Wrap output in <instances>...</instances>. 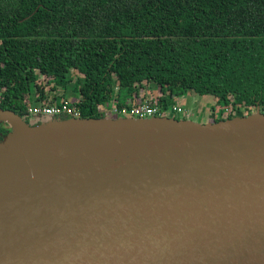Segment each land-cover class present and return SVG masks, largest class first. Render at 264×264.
I'll use <instances>...</instances> for the list:
<instances>
[{
	"label": "water",
	"instance_id": "obj_1",
	"mask_svg": "<svg viewBox=\"0 0 264 264\" xmlns=\"http://www.w3.org/2000/svg\"><path fill=\"white\" fill-rule=\"evenodd\" d=\"M0 122V264H264V114Z\"/></svg>",
	"mask_w": 264,
	"mask_h": 264
},
{
	"label": "trees",
	"instance_id": "obj_2",
	"mask_svg": "<svg viewBox=\"0 0 264 264\" xmlns=\"http://www.w3.org/2000/svg\"><path fill=\"white\" fill-rule=\"evenodd\" d=\"M186 94L226 114L201 124L264 114V0H0V109L27 124L43 101L117 119Z\"/></svg>",
	"mask_w": 264,
	"mask_h": 264
},
{
	"label": "built area",
	"instance_id": "obj_3",
	"mask_svg": "<svg viewBox=\"0 0 264 264\" xmlns=\"http://www.w3.org/2000/svg\"><path fill=\"white\" fill-rule=\"evenodd\" d=\"M183 112V108L180 105L174 104L167 111H163L160 107L156 105L152 106L147 101L129 108H111V113L120 118L150 119L153 117L178 115ZM28 113L30 118H32L31 120H41L43 118H80V113L67 101L63 102L60 106L51 105L44 101L38 105L31 104L28 108Z\"/></svg>",
	"mask_w": 264,
	"mask_h": 264
},
{
	"label": "rangeland",
	"instance_id": "obj_4",
	"mask_svg": "<svg viewBox=\"0 0 264 264\" xmlns=\"http://www.w3.org/2000/svg\"><path fill=\"white\" fill-rule=\"evenodd\" d=\"M175 103L176 105H180L184 111L181 114L172 115V117L175 116L179 120L204 123L206 119L208 122H211L214 118L226 116V114L221 115L220 107L216 105V101L208 96L199 97L197 95L186 94L176 99ZM101 106L102 103H100V109ZM212 107H214V110L211 109Z\"/></svg>",
	"mask_w": 264,
	"mask_h": 264
}]
</instances>
